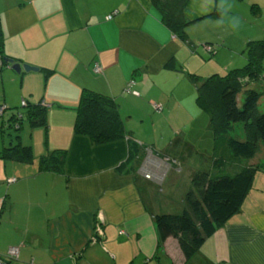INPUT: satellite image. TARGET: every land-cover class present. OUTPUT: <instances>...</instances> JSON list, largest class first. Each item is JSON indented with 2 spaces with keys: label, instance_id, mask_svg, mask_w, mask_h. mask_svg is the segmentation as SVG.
Instances as JSON below:
<instances>
[{
  "label": "crops",
  "instance_id": "0c3cea01",
  "mask_svg": "<svg viewBox=\"0 0 264 264\" xmlns=\"http://www.w3.org/2000/svg\"><path fill=\"white\" fill-rule=\"evenodd\" d=\"M238 1L250 14L227 10L220 0H188L183 42L152 12L150 0H0V104L9 110L7 121L19 110L6 105L9 89L17 90L19 108L22 100H41L47 110V125L32 128L45 130L43 143L40 132H31L33 163L0 159L1 255L16 246L13 264H264V168L255 172L240 210L185 260L176 238L158 245L153 218L182 210L199 169H188L185 180L162 195L156 183H164L171 170L183 172V163L177 165L183 151L171 152L170 144L146 151L131 132L96 145L73 131L84 88L113 97L119 115L125 109L129 119L132 103L124 90L131 81L144 95L146 85L173 90L201 68L224 74L243 66L245 44L264 38V0ZM200 43L217 46L215 54H199ZM9 58L39 70L16 72L3 63ZM170 60L176 69L166 67ZM93 62L100 73H93ZM40 68L50 70L45 90L36 86L44 74ZM18 79L22 88H12ZM146 97L157 110L160 102ZM54 149L65 150L62 171H39L38 159Z\"/></svg>",
  "mask_w": 264,
  "mask_h": 264
},
{
  "label": "trees",
  "instance_id": "16d2710c",
  "mask_svg": "<svg viewBox=\"0 0 264 264\" xmlns=\"http://www.w3.org/2000/svg\"><path fill=\"white\" fill-rule=\"evenodd\" d=\"M187 1L150 0L152 12L181 40L186 39V28L190 23L184 15ZM242 52L245 64L224 74L213 73L207 77L188 74L196 85V105L209 116L208 129L213 138L211 164L208 170H196L191 175L179 213H160L153 218L158 245L168 237L176 238L185 260L195 255L203 242L240 210L252 187L255 172L264 168V163L252 165L246 162L254 156L260 142H264V112L258 109L261 92L248 87L253 82L264 81V38L249 40ZM166 67L176 69L172 60ZM40 71L45 77L50 74L46 68H40ZM243 88V100L239 106L237 95ZM22 108L10 114L9 128L19 132L25 120L31 128L47 125V110L41 100L37 103L25 101ZM237 122L242 123L244 139L230 134ZM73 131L87 136L96 145L128 135L115 99L87 88L82 89L75 107ZM64 157L65 150L54 149L38 159L37 168L39 171L60 172ZM0 159L33 163L32 149L19 141L11 143L0 149Z\"/></svg>",
  "mask_w": 264,
  "mask_h": 264
},
{
  "label": "rangeland",
  "instance_id": "374dc122",
  "mask_svg": "<svg viewBox=\"0 0 264 264\" xmlns=\"http://www.w3.org/2000/svg\"><path fill=\"white\" fill-rule=\"evenodd\" d=\"M220 2L224 7H226L225 9L227 10L233 9L236 13H239L240 9H244L247 10V14H250L249 7L245 5L243 2H239L238 0H220ZM225 16H226L225 21L223 22L228 23L229 17L228 15ZM191 26L193 25L191 24ZM218 26H220V24ZM192 28L193 27H191L190 29L191 32L194 33V37H197V34L199 32L196 29H192ZM183 42H188L187 37L186 40H183ZM203 45L205 47L206 46L210 47V49H212L211 50L212 54L213 55L215 54V49H217V46L214 47L212 44H207V43H204ZM203 47L200 43V45L197 47L199 51L198 53L199 54L203 53V56L204 55L207 56L208 52L207 53L204 52ZM186 52L187 51L185 47H183V51L181 52V55L182 53H186ZM198 53L196 55H199ZM205 69L206 68H201L198 72L199 74L197 73V75L201 77H207L213 73H216L214 71L210 72L209 70H205ZM93 73L95 72L93 71ZM34 74L37 75L40 73H34ZM39 81L40 82H38L36 86H38V88L41 90H45L46 77L44 74L42 75V78H40ZM171 81L173 82V84H175L174 80ZM130 83H132V85L134 84V82L132 81ZM19 84H20V80L18 79V82L16 84H13L11 87L12 88L16 87L17 89L22 88L20 87ZM177 84L178 86L176 87L174 85L173 90H169V89L166 90L165 88L160 89L155 86H151V84L149 86L146 85L145 86L146 93L144 91V95L143 93L141 95L140 94L141 92L134 89V88H138L137 85L134 88L131 87L129 90L127 84L125 86L124 93L125 96L132 103L131 106L132 109H130L132 116L129 117V119L126 118V116H128L127 114L129 113L125 115L126 113L125 109H123L122 111V117L120 115L121 119L123 120L126 132L127 133L131 132L132 136L134 137L133 138L134 140L143 143L145 145L146 151L147 149H150L154 153L155 150H159L162 147H164V145H168V144H170L169 150L171 152H174L176 150L183 151L184 157L180 158L182 161L180 160V163L177 164L179 166L180 164L183 163L184 166L183 172L177 173L176 171L171 170L170 172H168V176L166 177L164 183L162 184L156 183L157 192L160 193L161 192L160 189L161 188L163 189L162 195L166 193L169 194L171 190H174L172 186L175 188L177 184L179 185L181 181L185 180L186 171L188 169L196 167V169L199 170H205V169L208 170L210 168V165L208 166V161L211 159V155H212L213 138L211 131H209L208 129L209 116L207 113L200 110L199 107L196 105V101H195L196 85L190 79H188L186 82H180V83L177 82L176 85ZM23 85H24L23 88H25L26 84ZM248 87L254 88L257 91L261 92V97L258 100V109L261 112H264V81L253 82ZM133 91H136L137 94L133 93ZM138 92L139 95L141 96L138 95ZM243 92H244V88L237 95V103L239 106L242 104ZM16 93L17 90L15 88L13 89V91H10V89L8 90L7 96L11 98V102L9 104L6 100L7 103L6 105L10 107L18 106L17 109L22 110V108H19L18 103H20L19 100L20 98L16 96ZM147 94H149V96L154 98L152 102L154 101L160 102L159 104L161 105V109L155 110L154 107L147 104L148 102V98L146 97ZM137 95L139 96L138 98L130 97ZM0 99H2V95L0 96ZM179 102L181 106L177 107ZM142 112H144L143 120L141 119ZM8 115H9V110L7 109L6 111H4V114L0 116V130L2 131V132L0 131V144L1 142H3V144H1L0 146V149H2V147H7L11 145V143L16 144L18 141L23 146L32 145L33 138L31 137V132L33 131V129L29 126L28 121L25 120L22 129L19 132H15L14 129L9 128L7 126ZM233 126L234 129L230 131V134L237 136L239 139H244L245 135H244L242 123L237 122ZM39 132L40 134H42L40 136L39 141L40 142L44 141L45 139L44 129L35 130L32 132V135H34V133H39ZM17 136L19 137V139ZM40 146H42V144H40ZM35 149L36 147L34 148L33 151H35ZM246 162L252 165H260L264 163V142H260L259 147L256 150L254 156ZM128 264H132V262H130L129 260ZM135 264H142V262L136 261Z\"/></svg>",
  "mask_w": 264,
  "mask_h": 264
},
{
  "label": "built area",
  "instance_id": "2783aa9c",
  "mask_svg": "<svg viewBox=\"0 0 264 264\" xmlns=\"http://www.w3.org/2000/svg\"><path fill=\"white\" fill-rule=\"evenodd\" d=\"M110 17H111V15L107 16V18H110ZM203 46L204 45H202V47ZM203 48H204V51H206L208 53L209 52L211 53L212 49H210V47H208V46L205 47L204 46ZM92 69H93V71L95 73H100L102 71L101 70V66L98 64V62H93ZM131 85H132V83L128 84V89L129 90L131 88ZM133 93L137 94L136 91H133ZM21 105L25 106V101L24 100L21 101ZM155 107H156L157 110L161 109V105L160 104H156ZM4 111H6V107L3 104H0V116L3 115ZM145 176L147 178H150L151 175L150 174H145ZM2 207H3V200H2V198H0V213H1ZM18 252H19L18 247L9 248L5 256L0 254V264H13L12 261L17 260V258H18ZM31 264H33V263L31 262Z\"/></svg>",
  "mask_w": 264,
  "mask_h": 264
},
{
  "label": "water",
  "instance_id": "95a60500",
  "mask_svg": "<svg viewBox=\"0 0 264 264\" xmlns=\"http://www.w3.org/2000/svg\"><path fill=\"white\" fill-rule=\"evenodd\" d=\"M6 61L8 63L12 64V69L15 70L16 72H20L21 69H23L24 71H38L39 69L35 66H31L29 64H20V63H16L14 62L12 59H6Z\"/></svg>",
  "mask_w": 264,
  "mask_h": 264
}]
</instances>
